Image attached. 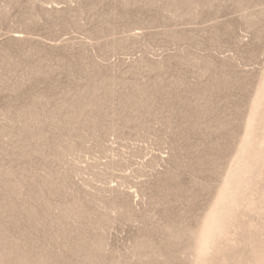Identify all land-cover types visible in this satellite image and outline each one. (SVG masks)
<instances>
[{
	"label": "rangeland",
	"instance_id": "374dc122",
	"mask_svg": "<svg viewBox=\"0 0 264 264\" xmlns=\"http://www.w3.org/2000/svg\"><path fill=\"white\" fill-rule=\"evenodd\" d=\"M0 264H264V0H0Z\"/></svg>",
	"mask_w": 264,
	"mask_h": 264
}]
</instances>
